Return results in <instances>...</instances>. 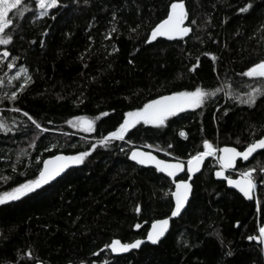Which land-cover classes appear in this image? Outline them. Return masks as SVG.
Listing matches in <instances>:
<instances>
[{
	"label": "trees",
	"instance_id": "1",
	"mask_svg": "<svg viewBox=\"0 0 264 264\" xmlns=\"http://www.w3.org/2000/svg\"><path fill=\"white\" fill-rule=\"evenodd\" d=\"M172 2L178 0H60L58 9L40 18L35 0H23L18 7L29 11L22 18H14L15 9L9 13L13 43L4 46L11 55L0 58V120L12 130L0 131V194L37 178L51 155L91 150L128 111L162 95L226 83L236 93L249 84L264 87V80L242 76L264 60V0H183L192 31L148 43ZM248 3L254 7L241 13ZM21 68L30 82L17 76ZM12 92L15 101L7 98ZM24 112L48 130L37 129ZM75 116H99L95 130H73L67 121ZM166 125L141 123L123 141L98 144L83 164L52 183L0 206V264H264L262 245L248 239L264 226V149L238 162L239 171L257 169L253 200L215 177L218 164L211 157L195 176L190 205L158 244L121 255L105 247L116 238H145L151 223L169 216L174 205L173 182L130 159L136 145L184 161L205 150L204 140L242 150L264 135V96L250 107L218 93Z\"/></svg>",
	"mask_w": 264,
	"mask_h": 264
},
{
	"label": "snow or ice",
	"instance_id": "2",
	"mask_svg": "<svg viewBox=\"0 0 264 264\" xmlns=\"http://www.w3.org/2000/svg\"><path fill=\"white\" fill-rule=\"evenodd\" d=\"M87 2V0H85ZM22 0H0V46L7 47L13 43V35L10 29L14 26L13 19L9 18V13L14 9L16 10V19H20L24 14L29 11L27 8H20ZM35 6L39 9L38 16L40 18L49 15L52 9H58L60 6V0H35ZM254 7L252 3L246 4V6L241 7L239 11L241 13H248ZM115 19V17H114ZM189 20V14L186 10L185 3L183 0H178V2H172L170 4V11L167 14V18L159 22L151 30V38L148 43L155 41L158 37H167L169 39H182L187 36L191 31V27L185 26V22ZM192 25L196 24L193 19L190 21ZM6 29H9L6 32ZM116 28H112L111 32H115ZM133 32L136 29H132ZM111 32L108 34V38H111ZM46 35V34H45ZM36 41H32L35 43ZM118 51V49H114ZM11 53L7 50L0 52V57L7 58ZM211 59L215 61L217 57L215 55L211 56ZM131 63V61H130ZM9 68L13 67L12 64L7 65ZM199 66V59L197 58V63L193 65L191 71H196ZM27 69H21L26 76V81H31V76L27 75ZM20 73H17L19 76ZM242 76L248 78H260L264 80V60L259 63H255L252 67L248 68L247 71L242 73ZM16 77H13L15 79ZM3 83V81H0ZM248 91L243 93H236L232 90L230 84H225L222 87H215L212 90H206L203 87H195L194 90L188 91H176L170 95H162L158 99H153L148 103L144 104L143 107L138 108L134 111H128L126 117L123 119V123L119 125L118 130L110 132L107 136L98 140L96 143L91 145V150L80 151L75 155H53L49 159L42 162V169L38 170V176L35 179H29L24 183H20L17 187H14L11 191H5L0 194V206H9L10 202H15L21 200L23 197L28 196L37 190L41 189L44 185L49 184L51 181L55 180L58 176L64 173L67 169L81 165L85 162V159L91 155V151L97 148V145H102L107 147L110 141H123L125 140L126 133L131 129H134L137 125L141 123L147 125H154L157 128L166 127V122L170 117H176L180 113L187 111H194L200 109L206 105L211 97L217 96L218 93H224L228 99L239 102L240 104L254 106L259 97L264 96V87L253 86L251 84L247 85ZM8 99L15 101L17 99V93L12 92ZM15 111H21L19 108ZM37 129H41V125L33 119L27 112L23 113ZM103 116H108L109 113L105 112ZM49 123H51L49 121ZM73 128L82 127L84 131H94L95 122L88 119L86 116H75L73 119L67 121ZM12 129L8 125L0 120V131L9 132ZM42 131H47L48 129H41ZM179 136L187 139V133L184 131L179 132ZM34 147V145H32ZM52 147H56L53 145ZM151 148V145L147 146ZM173 146L168 145L171 149ZM203 148L205 150L197 152V154L192 155L190 159L187 160V169H185V162L177 159V162H167L165 160L158 159L151 152L140 151L135 149L131 151L130 159L137 162L140 165H155V168L161 172L166 173L167 177L172 179L175 191L170 190L171 197L174 198V207L170 210V216L165 219H158L151 225V231L147 234V241L153 244L160 242L161 238L165 235L168 230L169 221L171 218L178 217L186 210L187 206L190 205V197L193 195V183L192 177L201 171V167L204 161L208 157H215L216 161L220 165V170L215 172L217 178H223L227 181L229 186H233L243 193L248 199H253V193L257 188L256 176L257 173L255 167L241 172L240 179H232L230 176H226L225 172L234 169L236 167V162L238 158L243 161H248L249 157L256 153L258 149H264V138L255 140L249 143L244 151H239L237 147L225 146L223 148H216L213 146L212 142L208 140L203 141ZM184 173L186 178L177 180L178 174ZM260 173H264V168L260 169ZM261 181H264V175H260ZM140 207L136 206L135 211L140 212ZM137 229L141 227L140 224L135 225ZM2 234V233H0ZM213 235L219 236V233H213ZM249 240H256L260 244L264 245V226L259 228L258 236H249ZM144 240L137 239L132 243H122L120 239H115L110 245H105V247H110L113 253H127L133 249H139ZM231 251L228 252L230 256ZM31 251H28L27 256H31ZM83 264V262H82ZM107 264V262H105Z\"/></svg>",
	"mask_w": 264,
	"mask_h": 264
},
{
	"label": "water",
	"instance_id": "3",
	"mask_svg": "<svg viewBox=\"0 0 264 264\" xmlns=\"http://www.w3.org/2000/svg\"><path fill=\"white\" fill-rule=\"evenodd\" d=\"M167 18V17H166ZM165 18V19H166ZM186 26V25H185ZM164 38H167V37H164ZM167 39H169V38H167ZM177 39H180V38H177ZM169 40H176V39H169ZM159 98V97H158ZM158 98H156V99H158ZM99 118V116L98 117H96L95 119H98ZM119 128V127H118ZM118 128L117 129H115V130H113V131H116V130H118ZM112 132V131H111ZM260 138H264V135L262 136V137H260ZM260 138H258V139H260ZM257 139V140H258ZM225 146H230V147H235V146H232V145H223V146H221L220 148H223V147H225ZM247 147V146H246ZM246 147L244 148V149H242V150H239V151H244L245 149H246ZM135 149H139L140 151H144V152H151V154L152 155H155L158 159H161V160H165V161H167V162H177V160H169V159H165V158H162V157H160L157 153H155V152H153L152 150H149V149H146V148H144V147H141V146H136L135 148H133L132 150H135ZM131 150V151H132ZM261 150H263V149H258L257 150V152L256 153H253V155L251 156V157H249V160H251L253 157H254V155L255 154H257L259 151H261ZM60 154H63V155H70V154H68V153H65V152H60V153H57V154H54V155H60ZM130 155H131V152H130ZM51 156H53V155H51ZM51 156H49V157H47V158H45L44 160H46V159H49ZM208 159H210V157H208V158H206L205 159V161H204V164L202 165V167H201V171L203 170V168H204V165H205V163L207 162V160ZM248 160V161H249ZM239 161H242L243 163H246V162H248V161H243L241 158H238L237 159V162H236V167L234 168V169H230V170H235V169H237V167H238V162ZM133 162H135V161H133ZM185 162V161H184ZM135 163H137V162H135ZM138 164V163H137ZM138 165H140V164H138ZM42 166H43V164H42ZM140 166H143V167H151V168H154L157 172H159L156 168H155V165H153V164H149V165H140ZM72 168V167H71ZM41 169H42V167H41ZM70 169V168H69ZM69 169H67L64 173H62L60 176H58L57 178H59V177H61L63 174H65ZM185 169H187V163L185 162ZM218 170H220V168L219 169H217V170H215V172L216 171H218ZM230 170H228V171H230ZM200 171V172H201ZM228 171H226L225 172V175L226 176H230V178H232V179H240L241 178V176H238V177H234V176H232V175H229L228 174ZM199 172V173H200ZM215 172H214V174H215ZM159 173H161V172H159ZM199 173H196L193 177H192V183H193V181H194V179H195V176H197ZM161 174H163L164 176H166L167 177V175H166V173H161ZM184 173H180V174H178V177H177V180H179V179H182V178H180L182 175H183ZM216 177V176H215ZM56 178V179H57ZM169 178V177H168ZM217 178V177H216ZM55 179V180H56ZM171 179V178H170ZM217 179H219V180H223V178H217ZM55 180H53V181H55ZM172 180V179H171ZM53 181H51L50 183H52ZM225 182H226V185H227V187L228 188H231V189H234L235 191H237V192H239V190L237 189V188H235V187H233V186H229L228 184H227V181L226 180H224ZM49 183V184H50ZM48 185V184H47ZM44 186H46V185H44ZM43 186V187H44ZM174 191H175V188H174ZM246 200H249V201H251V200H253V199H248L247 197H245L244 195H243V193H241V192H239ZM192 197V196H191ZM191 197H190V199H191ZM253 198H254V193H253ZM173 202H174V198H173ZM173 207H174V205H173ZM183 213V212H182ZM170 216V215H169ZM169 216H167V217H163V218H158V219H165V218H168ZM179 217V216H178ZM178 217H174V218H171L170 219V221H169V226H168V230H167V232L165 233V235L161 238V240L167 235V233L169 232V230H170V228H171V225H172V222H173V220H175L176 218H178ZM158 219H155L152 223H151V225L156 221V220H158ZM151 225H150V228H149V230H148V232H150L151 231ZM148 232H147V234H148ZM146 237H147V235H146ZM141 238V240H144L145 242L144 243H149V244H152V245H155V244H153V243H151L150 241H147V238ZM117 239V238H116ZM137 240V239H136ZM160 240V241H161ZM135 241V240H134ZM134 241H132V242H134ZM132 242H123L122 241V243H132ZM258 242V241H257ZM159 243V242H158ZM158 243H156V244H158ZM259 243V242H258ZM143 245V244H142ZM141 245V246H142ZM133 250H136V249H133ZM132 251V250H131ZM131 251H129V252H131ZM129 252H127V253H129ZM113 253V252H112ZM114 255H121V254H126V253H119V254H117V253H113ZM36 264H43L42 262H37Z\"/></svg>",
	"mask_w": 264,
	"mask_h": 264
},
{
	"label": "rangeland",
	"instance_id": "4",
	"mask_svg": "<svg viewBox=\"0 0 264 264\" xmlns=\"http://www.w3.org/2000/svg\"><path fill=\"white\" fill-rule=\"evenodd\" d=\"M23 1V0H22ZM38 12H39V9H38ZM5 49H4V46H0V52H3ZM0 58H4V57H0ZM21 69H24V68H21ZM21 69H20V71L18 72V73H20V75H25L23 72H21ZM90 120H93V119H90ZM94 121V120H93ZM69 126V128H71L70 127V125H68ZM73 128V127H72ZM71 128V129H72ZM73 130H83V128L82 127H80V128H73ZM41 167H42V165H41ZM11 191V190H10ZM2 194V193H1Z\"/></svg>",
	"mask_w": 264,
	"mask_h": 264
},
{
	"label": "bare ground",
	"instance_id": "5",
	"mask_svg": "<svg viewBox=\"0 0 264 264\" xmlns=\"http://www.w3.org/2000/svg\"><path fill=\"white\" fill-rule=\"evenodd\" d=\"M200 174V173H199Z\"/></svg>",
	"mask_w": 264,
	"mask_h": 264
}]
</instances>
